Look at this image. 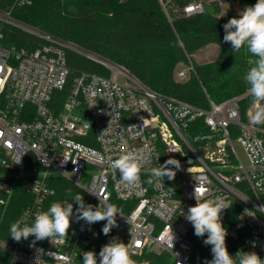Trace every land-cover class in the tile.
I'll return each instance as SVG.
<instances>
[{"label":"built area","instance_id":"2783aa9c","mask_svg":"<svg viewBox=\"0 0 264 264\" xmlns=\"http://www.w3.org/2000/svg\"><path fill=\"white\" fill-rule=\"evenodd\" d=\"M12 1L14 6L32 2ZM186 1L174 7L176 0H159L169 20L171 10L184 16L209 12L233 18L244 9L240 0ZM9 26L39 39L40 44L5 45ZM69 52L99 64L105 73H75L68 62ZM194 71L189 63L178 76L185 79ZM246 95L220 103L208 99L207 109L163 96L108 58L0 11V224L16 171L32 172L28 187L32 201L19 218L22 223L31 225L35 215L45 211L54 193L49 184L52 175L68 178L81 188L86 204H115L123 213L117 214V226L108 235L102 232L106 221L87 225L74 218L63 240L33 245L34 237L19 242L10 238L9 264H35L37 249L44 251L39 264H82V253L90 251L94 240L107 244L114 237L129 243L132 258L167 255L171 264H193V227L181 214L195 205L196 187L205 189L202 198L224 195L240 207L239 221L230 232L235 242L230 255L254 251L264 259L260 199L264 192V124L251 123L248 114L254 104L243 116L240 100ZM235 143L245 151L247 165ZM129 150H142L146 157L141 182L135 186L123 183L111 167L113 159ZM169 159L180 163L179 169L168 166L176 172L174 180L165 177L163 187L144 183L152 168Z\"/></svg>","mask_w":264,"mask_h":264},{"label":"trees","instance_id":"16d2710c","mask_svg":"<svg viewBox=\"0 0 264 264\" xmlns=\"http://www.w3.org/2000/svg\"><path fill=\"white\" fill-rule=\"evenodd\" d=\"M240 2L245 8L254 5L257 0ZM187 3L186 0H176L174 7H182ZM31 4L14 6L12 0H0V11L11 12V15L28 24L42 26L49 31L46 33L108 58L125 68L150 90L163 96L207 109L208 99L220 103L247 94L240 100L244 117L253 105L244 76L254 66L256 57L246 47L233 53L230 43L223 41V25L232 17H218L209 12L184 16L171 10L173 17L169 20L159 0H32ZM3 42L17 48L40 44L39 39L12 26L6 27ZM213 44L219 48L216 59L195 64V71L186 81L175 79L177 63L188 62L190 57ZM68 62L75 73H105L99 64L72 52L68 53ZM49 184L54 193L47 200L45 211L53 202L63 203L67 199L71 202L76 194L83 195L86 204V193L72 182L52 176ZM260 199L264 205V192ZM31 201L27 180H20L0 224V240H10V225L19 220ZM75 207L77 205L74 204V210ZM239 215L240 207L233 203L222 215L223 225L228 230L226 245L229 253L235 248L230 232L238 223ZM73 225L74 218L68 233ZM190 239L194 243L193 264H204L205 260L212 257L211 246L202 243L206 235L198 238L192 228ZM46 241L37 243L45 244ZM103 245L101 240H94L90 251L98 256ZM133 259H148L151 264H171L167 255L144 254ZM9 262L10 253L0 248V264Z\"/></svg>","mask_w":264,"mask_h":264},{"label":"clouds","instance_id":"9594fccd","mask_svg":"<svg viewBox=\"0 0 264 264\" xmlns=\"http://www.w3.org/2000/svg\"><path fill=\"white\" fill-rule=\"evenodd\" d=\"M223 41L230 43L233 53L247 48L248 52L256 57L254 66L244 76L248 85V92L252 97V103L264 104V0H257L252 6H246L223 25ZM253 125L264 124V107L259 108L251 115ZM20 160V159H19ZM19 160L17 163H19ZM146 164V157L142 150H129L118 155L111 161V167L120 174L123 183L135 186L141 182V170ZM169 165L180 168L178 160L169 159L164 164L151 169L144 183L164 186V179L174 180L176 172ZM171 189V188H169ZM205 189L195 188L194 206H190L187 212H183L185 220L193 229L194 235L202 240L204 246H211V260H205V264H264L262 259L254 251H238L235 256L230 255L226 237L228 230L222 222L225 210L232 207V202L224 195H216L214 198H202L200 195ZM91 194L97 195L95 192ZM71 194V190H69ZM74 204L77 205L74 210ZM117 214L123 216L122 210L115 204L102 203L97 206L85 204L83 195L76 194L72 201L53 202L47 211L35 215L31 225L27 222L16 221L10 225V237L19 242L34 237L33 245L43 240H63L68 236L73 218L76 222L84 221L87 225L106 221L102 228L104 235H108L113 227L117 226ZM83 230V228H82ZM42 249H37L35 264H39ZM82 264H151L148 259L136 260L132 258L129 243L125 244L118 238H112L103 245L99 254L94 251L82 253Z\"/></svg>","mask_w":264,"mask_h":264},{"label":"rangeland","instance_id":"374dc122","mask_svg":"<svg viewBox=\"0 0 264 264\" xmlns=\"http://www.w3.org/2000/svg\"><path fill=\"white\" fill-rule=\"evenodd\" d=\"M29 5H32V4H29ZM211 9H212L211 7H208V10H211ZM12 17H13L14 20H16L18 22H21L23 24H26V25H28V26H30L32 28H35V29H38V30H41V31H44V32L45 31L46 32H49L48 30L44 29L42 26L35 25V24H28L27 22L18 19L13 14H12ZM18 30H20V29H18ZM218 53H219L218 46L213 44V45H209L206 48L200 50L197 54L194 55V57H192V58L191 57L190 58L188 57L189 58V61L188 62H185L184 61V62L177 63L176 66H175V71H174V77H175V79L177 81H186V80L190 79V77L192 76L193 72L187 78L180 79L179 76H178V73L180 72V70L183 69V68H185V67H187L189 65V63L190 64H193V66L195 67V64L212 61V60H214V59L217 58ZM259 108L260 107H258L256 105H253V107L250 108L248 115L251 116ZM235 147H236V150H237V152H238V154H239V156L241 158V161L243 162L244 165H247L248 164V159H247V156H246L245 151L243 150V148L238 143H235ZM31 176H32V172H30V171H28V172L16 171V172L13 173V177L10 180L11 181V193L9 195V203L11 202V199H12V197L14 195V192H15V189H16V185L18 184V182L20 180L21 181L22 180H27L28 187H29ZM52 176H58V175H52ZM58 177H62V176H58ZM62 178L70 181V179H68V178H65V177H62ZM70 182H72V181H70ZM78 189L79 190H82L79 187H78ZM64 201L70 202V199L69 200L67 199V200H64ZM118 236L120 237L121 236V233ZM8 242L9 241L0 240V248H2V249H4V250L7 251Z\"/></svg>","mask_w":264,"mask_h":264}]
</instances>
